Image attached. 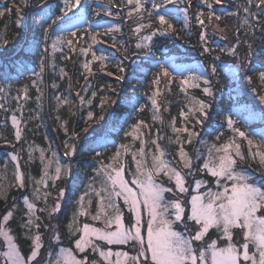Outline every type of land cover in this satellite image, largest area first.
<instances>
[{
  "label": "snow or ice",
  "instance_id": "6c2138e0",
  "mask_svg": "<svg viewBox=\"0 0 264 264\" xmlns=\"http://www.w3.org/2000/svg\"><path fill=\"white\" fill-rule=\"evenodd\" d=\"M224 2L227 0H198L206 9V12L198 9L194 16L195 24L199 28L198 43L202 49L200 54L204 56L212 53L213 49L209 44L212 34H218L221 40L229 41L227 33L230 29L228 25L221 26V21L225 16L235 17L234 42L225 44L219 51L233 58L234 62L225 66L234 80L243 79L249 85L257 83L261 86L253 87L251 91L261 105H264V0H239L233 5L236 11L218 13L214 5ZM192 3L193 0H186V4L185 0H119V3L116 0H107L103 8H93L92 20L86 21L88 29L77 27L72 30L66 27L61 28L62 34H55V27L81 4V0H59L55 10L49 0H38L35 5L33 0H11V4L0 5V19L7 16L8 23L15 25L11 41L5 35H0V62H4L3 54L8 52L9 47L16 44L21 46L26 56L34 55L38 58L39 70H31L35 77L31 80V87L36 88L35 100L38 106H42L44 97L39 84L43 83L46 71L52 70L61 80L68 76L65 68L61 66L57 70L55 63L56 53L61 54V60L70 59L64 53L65 48L73 54L85 57L79 64L87 73L84 75L85 84L81 91L93 87L89 77L96 75L92 67L94 63H98L100 72L114 76L119 85L126 79L124 73L127 69L123 60L117 63L115 72L107 71L110 57L98 54L94 45L104 44L110 39V47L116 48L124 60L130 59L125 42L117 41L114 35L122 32V25L100 26V21L96 18L103 13L105 17L131 21L133 26L130 31L135 37V49L138 52H150L154 37L169 36L176 32L174 20L177 12L182 14V30L191 35L192 16L189 8ZM166 5L176 7L169 10L165 8ZM34 7L43 15L29 23V12ZM117 8L121 11L111 10ZM44 9L48 11L44 12ZM13 15L16 17L14 21L11 20ZM94 22L98 28L91 30ZM46 23L47 27H44ZM37 25L42 29L40 36L35 32ZM209 27L212 29L211 33L206 31ZM241 31L243 38L238 34ZM79 40H84L87 46L78 45ZM241 46L246 48L243 53L239 50ZM89 54L90 59L87 58ZM257 58L260 67L254 68L253 61ZM220 59L219 55L213 56V62L207 68L201 62L200 74L184 68L171 58H166L163 62L157 61L159 70L152 75L151 94L145 93L151 105L149 111L152 121L164 123L161 113L162 110L169 111V102L166 99L161 101L160 98L164 91L171 93L174 82L178 83L179 92L184 94L187 101L179 113L180 126H176L175 116L168 124L173 134L167 137L168 145L176 146L175 157L171 160L168 159V146L160 142L165 137L159 135V130L152 135L149 124L137 119L124 132L125 140L131 137V142L114 144L116 150L107 160L101 152L90 148L89 151L95 153V163L77 161V155H82L80 149L94 131L93 124L104 119L105 104L109 101L116 103L114 99L104 95L96 105L101 109V115L97 117L89 110L87 116L82 118L85 127L79 131L74 124L73 130L69 132L68 121L56 117L59 130L66 137L63 141V156L67 159L65 163L50 146L45 149L34 141L25 139L28 121L23 117L25 105L20 101L31 99L29 85L25 84L16 89L17 95L13 97L17 102L15 109L0 104V110L11 112L10 116L5 115L4 123L0 124V141L12 149L6 153V158L0 165V200L6 204L0 218V237L3 238L5 249L0 251V264H264V137L260 140L253 139L251 133L237 127L230 117L225 118V123L231 135L223 142H219L223 133H217L215 128L208 133L215 135V140L212 141L203 139L205 133L201 131L209 126L206 122L211 119L215 99L212 78H217L216 82H219L218 65L215 62ZM11 63L20 70V74L27 70L23 58H11ZM249 73L255 75V81ZM162 77L166 79V89L158 87ZM68 79L71 87L72 77L68 76ZM52 87L55 89L58 85L53 82ZM11 88V84L0 86V94L9 96ZM189 89H199L206 99L192 95ZM108 90L117 92L118 88L109 83ZM100 91H105L104 85L100 86ZM77 97L81 105L87 104L91 108L97 92L92 91L91 97L87 99L77 92ZM53 98L57 102L56 110L72 104L67 96L56 95ZM147 107L145 104L138 110L134 108V111L142 112ZM16 112L20 115L17 116ZM70 114L75 115V112ZM38 118L31 115L29 117ZM9 119L14 130L11 140L4 132ZM197 126L201 130H197ZM144 129H148L147 134ZM148 136L152 138L149 140ZM198 137L201 139L197 141ZM136 142L139 143L138 148L135 147ZM197 142L203 146V151L197 147H193L191 153L186 150V145ZM92 143L107 149V132L94 136ZM18 145L26 147H17ZM25 152L26 160L21 155ZM47 152L51 155H46ZM34 153H39L38 178L23 170L25 165L31 166L36 162ZM129 156L131 166L127 159ZM9 165L12 166L11 180L8 179ZM253 165L256 166L254 171L259 173L258 178L247 171ZM89 168L91 172L88 171ZM81 175L88 180L84 185L85 191L73 202L68 223L65 225L68 246L63 244L58 223L43 224L45 231L52 230L51 241L58 248L54 250L49 247L46 258L42 259L45 244L40 228L43 221L36 213L46 212L49 221L54 217L58 218L69 184ZM61 179L64 180V185L53 196L48 189L55 188ZM13 189L25 194L21 197L12 196L9 207L7 199ZM50 196L51 205L48 203ZM18 200L26 209L18 227L21 229L20 237L30 241L27 255L22 252L18 237L13 234L10 226V221L19 211ZM40 201H43L45 207L37 209V202Z\"/></svg>",
  "mask_w": 264,
  "mask_h": 264
},
{
  "label": "trees",
  "instance_id": "16d2710c",
  "mask_svg": "<svg viewBox=\"0 0 264 264\" xmlns=\"http://www.w3.org/2000/svg\"><path fill=\"white\" fill-rule=\"evenodd\" d=\"M52 5V9L55 10L56 4L59 0H49ZM119 3V0H116ZM239 2V0H227V2L222 3L221 5H214L216 11L218 13L223 12H232L236 11L233 7L234 3ZM8 3L11 4V0H0V5ZM33 4H38V0H33ZM107 4V0H81V4L73 9L72 12L68 14L67 17L64 18L62 22L58 26L55 27V34H62L61 28H72V30H76V28L80 29H88L89 25L86 23L87 20H92L93 18V8H103ZM186 4V0H185ZM150 6V5H149ZM184 6V5H180ZM42 8V5H40ZM176 6L175 5H166L165 8L172 10ZM206 9L203 5L198 3V0H193L192 6L189 8V14L192 16V27H191V35H187L185 31L182 30V14L179 12L176 13V18L174 20V25L176 32L169 36L163 37H154V43L151 51L143 50L137 51L134 47L135 37L132 36L130 28L133 26L132 22H124L120 19H113L112 17H105L103 13H101L100 17H97V21H100V26H111L112 24H121L122 32L116 35L117 41L123 40L125 42L126 47L128 48L127 55L130 57L128 60H124L123 56L120 55V52L116 50V48L110 47L111 40L109 39L106 43L100 44L97 43L94 45V50L98 52V54H104L110 59L107 62V71L116 70V65L120 60H123L124 65L126 66V72L124 75L126 79L117 85V81L114 76L110 77L105 75L104 73L99 71L98 63H94L92 65L94 71L96 72L95 77H89V82L93 85L90 90L81 91L82 85L85 84L84 75H87L84 70L79 67V64L83 62L85 57L79 56L78 54H73L67 48L64 49V53L70 56L68 60H61L60 53L55 54V63L57 66V70L59 67H64L65 71L68 73V76H71V87L68 76H65L63 80L59 78L58 74H53L52 70H47L43 77V83L39 84V87L44 92V97L42 101V106H38L35 100L37 96L36 88L31 87V80L35 77L32 76V71H38V58L34 55L26 56L25 52L21 49L19 44L12 45L9 47L7 53L3 54L2 60L4 62H0V86H6L7 84H11V93L9 96L3 95V103L6 108L15 109L17 107V102L13 97H16L17 92L16 89L22 87L25 84L29 85V96L31 97L28 101H20V103L25 105V110L23 113V117L28 121L25 129V139L27 141H34L35 144L39 145L42 148L48 149L49 146L51 149L59 154L60 159L67 163V159L63 156V141L66 139L63 132L59 130L58 121L56 117L59 116L61 120H67V128L69 132L73 130V125H76V130L79 131L81 128L85 127L82 122V118L87 116V112L92 110L95 116L99 117L101 115V109L97 108L96 105L100 103V99L104 95H108L112 99L116 101L115 104H112L111 101L105 104L104 107V119L100 121L98 124H93L92 135L89 136L88 142L84 145L83 148L80 149L82 155H77L76 160L82 161L86 160L89 164H94L93 156L94 152L89 151L90 148H95L96 151H99L103 154V158L107 160L109 156H111L115 152L114 144L121 143H130L131 137L127 140L124 138V132L129 129V125H132L136 122L137 119H142L146 121L149 126L152 135L157 134L159 130V135L164 136L165 139L160 141L163 145L168 146L169 156L168 159H173L175 157L176 146L168 145L167 137L173 135L169 130L168 124L171 121L173 116L176 117V126H180V110L183 105L187 103L184 98V94L179 92L178 83L174 82L171 85V93L164 91L163 96L160 98L161 101L167 100L168 103V112H163L162 116L164 117V123L153 122L151 119V112L149 111L151 105L150 102L147 101V97L145 93L151 94L150 82L152 79V75L157 72L159 69L157 67V61L163 62L166 58H171L175 60L177 63L183 65L186 69H191L195 74H200L202 69L200 68V63L203 62L204 67L207 68L209 64H211L212 57L219 55L221 57L220 61H216L215 63L218 65V80L217 78L213 79V85L215 90V99L213 101V109L211 110V119L206 122L207 127L204 129H200L197 126V130H201L205 133L203 139L205 140H215V135H208L212 131V128L217 130V133H223L221 137V141L223 142L227 137L231 135L229 130L226 127L225 118L230 117L232 120L236 122V126L240 127L242 130H245L253 135V139L260 140L264 137V105H261L260 101L256 97V95L251 91V88L261 86L257 83L249 85L243 79L234 80L228 68L225 66L227 64H231L234 62L232 57H229L225 54H222L219 51V48L233 41V26L236 23L235 17H227L221 21V26L228 25L230 31H228L227 35L229 37V41H224L220 39L218 34H212L209 37V44L213 49L212 53L209 55L201 56V47L198 43V33L199 28L195 24V12L198 10ZM113 12H119L121 9H111ZM47 9H44V12H47ZM33 13L35 15H33ZM58 14V13H57ZM43 15L37 8H33L29 12L28 22L31 23L33 19H39L40 16ZM77 17H82V19H77ZM8 17L0 19V35H5L7 39L10 41L13 37V32L15 31V25L8 23ZM16 17L13 15L11 20H15ZM51 21L49 20L48 23ZM75 25V27H72ZM7 26V28H6ZM44 27H47V23L44 24ZM98 25L94 22L91 25V30H96ZM42 29L37 25L35 28V32L37 36H40ZM145 30V34H146ZM206 31L209 33L212 32L211 27H209ZM243 38V32L238 33ZM103 37H100L102 39ZM77 43V41H74ZM85 44L84 40H79L78 45ZM119 47V44L117 45ZM43 48V41L41 40V50ZM240 52L243 53L246 51L244 46L240 47ZM123 51V49H121ZM115 54L114 56L112 54ZM11 58H23V62L27 65V70H24L22 74H20V70L11 63ZM91 58V54L87 57ZM243 58V57H242ZM76 62L75 64L73 62ZM135 66V70H134ZM254 68H259L260 63L257 60L253 61ZM83 73V74H81ZM118 74V73H117ZM210 75V71L208 72ZM249 75H253V79L255 81V75L253 73H249ZM55 82L58 85V88H53L52 84ZM112 84L114 88H118L117 92H112L108 90V84ZM104 85L105 91H100V86ZM161 89H166L167 82L165 78H161V84L158 86ZM264 90V88H262ZM96 91L97 97L94 99V102L89 108L87 104L81 105L79 98L77 97V92H80V95L85 97V99L91 97V92ZM189 92L192 95L197 97L205 98L202 96V93L199 89H189ZM56 95L67 96L69 100L72 101V104L61 106L59 110H56L57 102L53 98ZM206 99V98H205ZM147 104L148 107L145 108L144 111H134L135 109H139L142 105ZM247 109L250 110L254 115L255 119L252 120L247 119V114L244 111ZM187 109L185 108V111ZM71 112H75V115H71ZM5 115L10 116L11 112L5 113L3 110H0V124L4 123ZM16 115L19 116L20 113L16 112ZM31 116H38V119H29ZM78 122V123H77ZM221 125H224L221 127ZM39 126V127H37ZM191 126V125H189ZM13 128L10 123V119L7 122V127L4 129L5 135L9 140L13 139ZM146 134L148 133V129L143 130ZM107 132L108 134V146L107 149L104 147H97L92 143V139L94 136H101ZM47 138V139H46ZM152 136H148L150 140ZM174 138V137H173ZM187 138L186 136L184 137ZM201 138L198 137L197 141ZM26 145H18L17 147H21ZM151 147V145L149 144ZM135 147H139V143L136 142ZM186 150L190 153L193 150V147L201 148L203 151V146L200 143H194V145H186ZM246 153V146H245ZM12 151L9 147L3 145V142L0 141V165L3 164V161L6 158V153ZM24 160L27 159V153H21ZM37 157V160L31 166L25 165L24 171L26 173L31 172V174L35 177H39V169L40 164L38 160L39 153H34ZM46 155H51L50 152H47ZM129 166H131V157L128 158ZM23 163V161H22ZM202 163V161H201ZM246 167V166H245ZM255 165L252 168H248L253 176L259 177V173L254 171ZM83 168V165H82ZM91 172V169H88ZM12 166L9 165V175L8 179L11 180ZM163 179V177H161ZM210 179V178H209ZM88 178L86 176L81 175L79 178L73 180L69 184L68 193L63 201L62 211L59 213V217H54L51 221H49L47 213L37 212L39 216L42 217V225L40 228V232L43 234V239L47 237L46 231L43 227V224H59V232L63 241L64 246H68L67 240V232L65 229V225L68 223V216L72 210L73 202L76 197L81 195L84 191V185L87 183ZM49 185H51V181H49ZM64 185V180L61 179L57 182L56 187H49V191L52 192L53 196L58 192L59 188ZM31 192V188L28 189V193ZM25 193H21L15 189H13L7 199V206H11L12 204V196L21 197ZM19 211L15 213L14 218L10 221V226L13 229V234L18 237V244L22 250V252L27 255L29 252V244L30 241H26L25 239L20 237L21 229L18 227V222L20 221L21 216L26 212L23 204L18 200ZM48 203L51 205L52 196L48 198ZM45 207L43 201L37 202V208ZM6 208L5 201L0 200V218L2 217ZM93 211H95V205H93ZM90 222V221H89Z\"/></svg>",
  "mask_w": 264,
  "mask_h": 264
},
{
  "label": "rangeland",
  "instance_id": "374dc122",
  "mask_svg": "<svg viewBox=\"0 0 264 264\" xmlns=\"http://www.w3.org/2000/svg\"><path fill=\"white\" fill-rule=\"evenodd\" d=\"M2 103H3V95L0 94V104H2ZM244 112H245V114H247V119H248V120H252V118L255 117V116L252 115L251 113L249 114V112H250L249 109H247V110L244 111ZM254 119H255V118H254ZM10 123H11V121H10ZM129 179H130V177H129ZM37 209H39V208H37ZM37 212H39V211H37ZM36 214L38 215V213H36ZM1 218H2V217H1ZM52 225H56V224H52ZM46 232H47V233H46L47 237L44 239L45 248L42 249V259H43V258H46V250H47L49 247H51V248L54 249V250H56V249L58 248V245H57L56 243H53V242L51 241L52 230L49 229V230L46 231ZM61 239H62V238H61ZM3 250H5V249L3 248V238L0 237V251H3Z\"/></svg>",
  "mask_w": 264,
  "mask_h": 264
}]
</instances>
